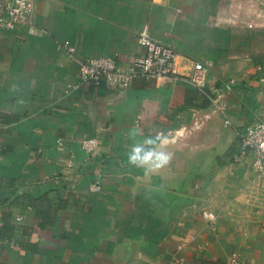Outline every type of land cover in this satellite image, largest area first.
<instances>
[{
  "label": "crops",
  "instance_id": "0c3cea01",
  "mask_svg": "<svg viewBox=\"0 0 264 264\" xmlns=\"http://www.w3.org/2000/svg\"><path fill=\"white\" fill-rule=\"evenodd\" d=\"M261 3L34 0V32L2 31L0 264H171L182 256L184 264H227L234 253L264 264V177L252 152L235 161L239 132L264 117V27L242 22ZM145 26L177 50L181 73L190 75L195 60L210 64L206 84L77 86L80 59L115 57L130 68L144 53L137 36ZM66 40L74 55L60 47ZM134 127L137 139L169 135L166 168L146 175L127 165ZM97 136L101 150L85 153L81 140ZM98 178L103 189L93 192ZM141 212L148 231L139 229Z\"/></svg>",
  "mask_w": 264,
  "mask_h": 264
},
{
  "label": "built area",
  "instance_id": "2783aa9c",
  "mask_svg": "<svg viewBox=\"0 0 264 264\" xmlns=\"http://www.w3.org/2000/svg\"><path fill=\"white\" fill-rule=\"evenodd\" d=\"M34 6V0H11L9 2L0 0V33L4 30H13L20 26H28L34 32V25L30 18V13ZM243 24L249 28L264 26V3L256 9L253 16L243 19ZM137 41L144 48V53L135 56L132 65L128 69L122 68L115 57H90L80 59V80L77 86H96L112 88L120 86L129 88L135 78L147 80H162L166 78H184L197 86H204L207 80V72L210 64L195 60L193 70L190 75L181 73L178 68V52L169 44L155 40L148 26H145L138 34ZM60 47L70 55L76 52L75 45L70 40L60 43ZM227 89L232 90V85L227 84ZM215 105L222 115L226 116V106L224 104ZM229 123V119H226ZM240 133L239 150L235 155V161L241 162L250 152L253 153V167L259 177H264V117L258 115L247 124ZM60 147L62 141L58 140ZM102 139L97 136L81 141L82 150L87 154L99 152L101 150ZM103 189V180L98 178L91 185L93 192H100ZM203 218L214 224L218 214L203 210ZM184 257L176 258L171 264H184ZM227 264H247L238 254H232Z\"/></svg>",
  "mask_w": 264,
  "mask_h": 264
},
{
  "label": "clouds",
  "instance_id": "9594fccd",
  "mask_svg": "<svg viewBox=\"0 0 264 264\" xmlns=\"http://www.w3.org/2000/svg\"><path fill=\"white\" fill-rule=\"evenodd\" d=\"M22 103V101H21ZM131 141L126 154L128 166L142 169L145 174H155L166 168L172 161L173 153L167 150V145L171 142L167 133L156 130L154 135H141L139 128H132L127 133Z\"/></svg>",
  "mask_w": 264,
  "mask_h": 264
},
{
  "label": "trees",
  "instance_id": "16d2710c",
  "mask_svg": "<svg viewBox=\"0 0 264 264\" xmlns=\"http://www.w3.org/2000/svg\"><path fill=\"white\" fill-rule=\"evenodd\" d=\"M140 221H141V226L139 227L140 230H146L147 226H144V220L147 219L148 215L147 213L141 212L138 216H137ZM152 226H149V229H151ZM148 231V230H146Z\"/></svg>",
  "mask_w": 264,
  "mask_h": 264
},
{
  "label": "rangeland",
  "instance_id": "374dc122",
  "mask_svg": "<svg viewBox=\"0 0 264 264\" xmlns=\"http://www.w3.org/2000/svg\"><path fill=\"white\" fill-rule=\"evenodd\" d=\"M245 27H247V26H245ZM262 27H264V26H262ZM247 28H249V27H247ZM254 28H256V27H254ZM254 28H251V29H254ZM82 141V140H81ZM80 146H81V142H80ZM81 149H82V147H81Z\"/></svg>",
  "mask_w": 264,
  "mask_h": 264
}]
</instances>
